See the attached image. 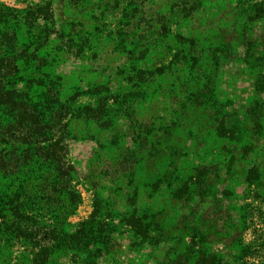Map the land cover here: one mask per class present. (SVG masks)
Listing matches in <instances>:
<instances>
[{
    "label": "rangeland",
    "instance_id": "374dc122",
    "mask_svg": "<svg viewBox=\"0 0 264 264\" xmlns=\"http://www.w3.org/2000/svg\"><path fill=\"white\" fill-rule=\"evenodd\" d=\"M48 1L53 26L73 32V47L70 52L59 49V39L44 46L36 53L45 59L41 73L60 78L63 101L82 92L72 109L104 97L109 108L121 107L108 126L87 118L69 121L66 160L74 166L72 186L79 203L67 217L68 230L87 219L96 193L108 204L106 214L135 210L137 216H155L161 239L138 246L132 243L133 231L120 226L110 252L94 250L87 256L56 249L39 231L36 240L51 251L45 264H160L185 251L192 263L196 254L190 252L187 234L193 229L205 233V247L222 263L264 264V19L249 20L262 0H183L192 8L187 17L178 13L182 0H146L128 20L97 0L78 5L0 0V11ZM157 13L167 16L166 34H155ZM79 32L83 41L77 55ZM17 34L19 45L32 51V34L23 25ZM178 37L191 39L194 50L188 43L179 45ZM179 49L186 59L171 64L165 75L152 82L131 79L136 71L168 65ZM19 64L25 76L40 65ZM98 86L108 91L87 93ZM221 122L232 129L231 136L218 130ZM202 166L209 168L202 194L178 199L177 185L186 182L193 190ZM251 173L257 179L248 182ZM3 184L11 187L7 180ZM37 218L52 222L45 213ZM37 249L0 229V264H36L42 257L36 256Z\"/></svg>",
    "mask_w": 264,
    "mask_h": 264
},
{
    "label": "trees",
    "instance_id": "16d2710c",
    "mask_svg": "<svg viewBox=\"0 0 264 264\" xmlns=\"http://www.w3.org/2000/svg\"><path fill=\"white\" fill-rule=\"evenodd\" d=\"M74 5L81 4L84 0H70ZM105 3L110 9H117L114 14L133 19L144 7L146 0H97ZM126 4L119 8L120 3ZM134 3V6H133ZM136 3V4H135ZM187 3L180 2V11L187 17L191 13ZM172 13V12H170ZM175 13V12H173ZM165 13H157V28L159 32L167 33ZM144 21L145 19L142 18ZM264 19V0L255 4L254 12L249 20ZM155 20V21H156ZM11 21V25H8ZM0 219L1 230L11 236L23 246L32 244L37 249L36 256H42L36 264H45L48 260L50 249L41 246L36 237L39 231L51 239L56 249L73 250L92 255L94 250H101L106 254L112 250V235L120 226L129 227L133 231V242L141 246L156 245L161 239V229L155 216L131 213L112 216L106 214L102 199L95 193L93 210L86 220L80 222L74 231L69 232L67 217L79 203V195L73 189L74 166L66 160L68 143L71 140L68 130L69 121L73 119H90L111 125L113 111L117 115L121 107L109 108L105 97L99 98L95 104L82 108L72 109L70 104L81 95L75 92L65 101L60 94V78L41 73L40 67L45 64L44 58H38L36 53L54 39H59V49L70 52L73 47V32L65 33L54 25L53 7L51 2L42 6L26 7L22 10L4 8L0 11ZM149 23V22H148ZM23 25L32 34L31 46L24 48L19 45L17 29ZM71 25V24H70ZM137 23L135 27L139 26ZM149 25V24H148ZM155 32V31H154ZM79 48L76 54L82 52V34L79 32ZM179 45L188 43L190 51L194 50L191 39L178 37ZM84 45V43H83ZM179 49L168 65L157 66L153 70L136 71L131 79L139 82H152L157 76H163L171 69V64L184 62ZM132 54V52H128ZM181 59V60H178ZM195 60V58H190ZM36 61L35 74L25 76L19 66V61ZM24 64V63H23ZM196 64L191 65V68ZM105 86H98L87 91L90 94L107 92ZM121 106H124L120 103ZM111 115V116H109ZM224 135L233 134L232 129L220 123L218 130ZM230 138V137H229ZM208 166H202L195 177V188L189 190L186 182L178 184L175 196L183 202L188 201L192 194H202L204 191V177L209 173ZM253 174H257L254 171ZM248 174L247 181L256 180ZM11 182V187L5 186L3 181ZM35 181H37L35 183ZM38 181H41L38 184ZM72 208V210H71ZM43 213L49 215L52 222L38 221ZM113 217L119 218L114 223ZM183 222H179L182 224ZM187 234L190 240L191 253L196 254L192 263L189 261L188 251L177 254L172 260H164L160 264H227L216 259L206 246L208 243L205 233L201 230H192ZM205 248V249H204ZM84 264V263H83ZM86 264V263H85Z\"/></svg>",
    "mask_w": 264,
    "mask_h": 264
}]
</instances>
